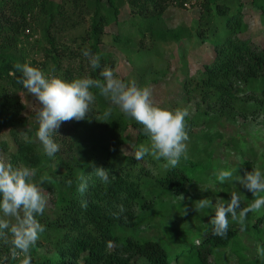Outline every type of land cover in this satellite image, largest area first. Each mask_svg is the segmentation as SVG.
I'll list each match as a JSON object with an SVG mask.
<instances>
[{"label":"trees","instance_id":"trees-1","mask_svg":"<svg viewBox=\"0 0 264 264\" xmlns=\"http://www.w3.org/2000/svg\"><path fill=\"white\" fill-rule=\"evenodd\" d=\"M186 1L197 4V23L189 28L165 27L162 16L166 9L171 5L182 7ZM244 1L0 0V132L7 128L15 138L17 127L25 122L20 96L24 88L18 82L21 73L14 68L17 63H28L46 70V74L55 68L56 74H62L66 80L85 75L102 79L101 69L93 72L82 51L87 48L99 54L101 68L105 64L115 68L112 54L102 50L105 36L110 35L111 46L136 66L140 74L137 82L144 86L145 76L152 74L159 62L161 43L182 41L197 48L205 43L211 47L209 59L200 62L193 74L187 67L185 48L179 51L178 68L183 77L180 107L193 103L195 113L186 118L187 159L182 156L175 168L164 169L165 161H157L150 155L140 161L135 159V150L140 144H149V137L142 125L110 105L98 89H92L96 94L92 112L84 120L63 122L57 130L60 151L52 158L55 171H50V161L36 143L30 138H16L11 162L14 166L37 168V179L47 177L45 183L51 194L43 215L37 217L45 231L31 249L32 264H135L134 255L145 261L139 260V264H210L209 256L229 246L238 264H264L261 257L245 258L235 229L229 227L227 235L219 237L213 235L210 223L215 203H228L231 189L241 193L244 187L235 177L251 171L258 158L264 161V152L259 154L252 147H240L239 139H226L219 130L206 131L202 137L194 131L202 124L212 127L223 115L233 120L261 117L264 123V44L241 37L248 27L243 15ZM249 3L264 23V0ZM126 5L130 16L121 20V10ZM114 24L117 31L109 32ZM30 29L38 33L33 40L25 33ZM148 38L150 43L146 42ZM31 52L39 54L42 60L31 58ZM254 100L256 106L250 109ZM110 106L112 116L107 122L101 121ZM6 145L0 137V148L6 150ZM220 148L236 151L241 163L229 187L213 183L207 186L213 205L196 213L192 205L200 195L187 200L191 181L209 179L216 183V174L221 169L232 168L223 164L219 153L216 155ZM96 167L109 171L110 183L97 177ZM81 176L83 181L79 179ZM68 180L72 181L71 186ZM81 183L87 184L83 192L79 190ZM181 194L186 196L185 201L173 208L166 202L165 197ZM85 201L87 207H82ZM250 203V196L245 201L241 199L243 207ZM171 208L185 218L200 217L201 237L196 232V238L192 236L188 228L173 231L167 226H155L154 236L137 231L142 224L153 222L152 213L161 210L168 213ZM251 214L255 218L250 224ZM204 218L208 221H203ZM262 222L264 207L248 213L245 227L264 241ZM10 239H0V257L9 253ZM7 264H19V259L9 258Z\"/></svg>","mask_w":264,"mask_h":264},{"label":"clouds","instance_id":"clouds-1","mask_svg":"<svg viewBox=\"0 0 264 264\" xmlns=\"http://www.w3.org/2000/svg\"><path fill=\"white\" fill-rule=\"evenodd\" d=\"M82 55L87 59L89 67L99 72L100 78L90 75L66 80L62 74H56L52 68L47 74L40 68L28 63L14 65L15 71L21 73L18 82L27 93L34 96L39 104L36 110L38 128L36 139L40 142L44 154L54 158L60 151L56 137L63 122L81 121L92 112L96 94L92 89H98L110 105L116 106L126 117H131L143 126L144 133L149 137V144H140L134 152L136 160H143L146 155L153 159L165 161L164 169L175 168L181 157L187 159L186 130L189 116L187 107L171 109L162 107L154 100L153 89L150 85L141 86L136 79L127 81L117 74V69L104 65L101 68V56L93 54L85 48ZM110 106L102 114L101 121L107 122L112 116ZM31 142V141H29ZM95 174L104 183H110L107 169L96 167ZM236 168L221 169L216 179L223 184L233 179ZM38 169L20 164L14 166L10 158L0 152V239L8 240L11 248L7 255L0 257V264H7L9 258L19 259V264H32L31 249L39 241L45 226L37 219L43 215L48 205V196L42 185L47 181L46 176L37 179ZM81 181L84 178H79ZM236 181L255 197L252 203L241 207V198L237 192L231 193L228 203L217 201L215 213L210 223L213 235L225 237L229 229V217L240 224L241 231L245 230L248 213L259 212L264 207V171L259 167L246 171L243 176L237 175ZM67 184L71 186L72 181ZM86 183L79 185L83 192ZM181 201L185 197L177 196ZM213 202L208 198L196 201V210L212 207ZM87 207V202H82ZM123 211V209H121ZM186 214V209H185ZM257 253L264 258V247L257 246ZM22 257V258H21Z\"/></svg>","mask_w":264,"mask_h":264},{"label":"rangeland","instance_id":"rangeland-1","mask_svg":"<svg viewBox=\"0 0 264 264\" xmlns=\"http://www.w3.org/2000/svg\"><path fill=\"white\" fill-rule=\"evenodd\" d=\"M245 8H244V21L247 23L248 27L245 33L241 34V37H250L256 43L264 44V23L260 18L259 13L254 11L250 6L249 0H245ZM130 16L129 6H123L120 14V19H126ZM199 16V8L197 4L190 3L188 6L184 5L182 7H177L175 5L169 6L163 14L164 26L167 28H175L179 26L184 27H193L198 20ZM81 30V29H80ZM109 32L115 33L117 31V26L114 24L108 30ZM79 32V30H77ZM26 34H30V40H33L37 37L38 33L32 31L30 29L25 31ZM106 42L102 45V50L105 54L111 53L112 57L115 59V69H117V74L126 81L129 79H137L140 77L139 71L136 66L129 63L123 53L117 50L115 47L111 46L109 40H111L110 35L105 36ZM147 43H150L151 40L148 38L146 40ZM22 45V44H21ZM161 56H158L159 62L155 65L154 71L152 74H147L145 76V80L147 81V85H150L153 89L154 100L159 103L162 107H168L171 109L180 107L183 105V95L181 93V79L180 77V69L178 66L180 65V56L179 51L182 48H185V59L187 62V67L191 74L194 73L195 69L199 66V63L209 59L211 55V47L209 44L201 46V48H197L194 46L188 45V43L182 41H170L166 44H160ZM201 49V50H200ZM31 58H34L36 61H41L42 57L35 53H29ZM41 65V63H39ZM47 72L46 70L44 71ZM151 77L155 78L156 81L150 79ZM20 96L23 103L22 115L25 118V122L22 123V126L17 127L16 138H25L33 141L40 148L41 152H43V148L40 142L36 139L35 132L38 128V124L36 122V110L39 108V104L34 96L27 93L26 89H23L20 92ZM252 105L250 109H254L256 106V100L250 102ZM189 109V116H192L195 113V105L193 103L185 106ZM227 115H223L219 118V120L211 127L207 125H199L197 128H194V131L197 135L202 137V133L206 131H217L219 130L226 139L229 137H235L239 139L240 147H252L253 149L261 152L259 154H263L264 152V123L263 119L260 117L258 119H243V117H237L227 119ZM0 137L3 141L7 143L6 150L0 148V152L5 153L9 158L11 153L16 148V138L10 134L9 129L4 128L0 132ZM229 154H228V153ZM219 153V154H218ZM219 155L220 159H222L223 164H228V166L232 168L238 167L241 163V158L237 155L236 151L233 153L230 149L220 148L219 151L216 152V155ZM228 154V155H226ZM260 156V155H259ZM48 158V157H47ZM264 158V155H263ZM50 161L49 169L50 171H55L56 164L54 160L48 158ZM259 167L262 171H264V161L261 158L255 161L254 167ZM253 169H251L252 171ZM250 172V171H249ZM244 175V173H243ZM231 180H226L223 184L216 181V183L212 182V180H207V182L201 181H191V185L189 187V196L187 200H191L193 197L199 196L198 200L208 198L207 194V186L211 183L218 185L219 187H229ZM48 183H44L42 187L45 189V192L48 196V204L50 203L51 194L49 189L47 188ZM234 192V189H231ZM240 198L243 201L246 200L248 196H250L251 202L255 199L251 192L247 191L245 188L239 193ZM264 195V194H261ZM184 196V195H183ZM167 199L166 202L170 206L182 202L177 196L176 197H165ZM186 199V196H185ZM185 199L183 201H185ZM192 205L193 209L196 213L199 210H196L195 204ZM244 203V202H243ZM242 205V204H241ZM243 207V206H241ZM169 210L168 213L161 211H157V214L152 213L153 222L151 224H142L137 231L139 232H147L154 236V232L156 231V227H169L171 230L176 231L181 228L191 229L190 233H193L198 237L202 235L200 231L202 230L201 218L200 217H189L185 218L183 215L179 214L175 210ZM201 213V209H200ZM254 214L250 215L249 222L254 223ZM203 221H208V218H204ZM205 223V222H204ZM229 227L233 228L238 233V239L240 244L244 247L243 254L245 258L248 260H254L260 258L257 253V246L260 245L264 247V241L260 238L254 237L251 233L249 227H245L244 231H241L238 226V222H234L229 217ZM260 228L264 233V222L261 223ZM197 235H196V233ZM201 237V236H200ZM168 249V247L166 246ZM135 261V264L141 263L139 260H143L138 255H134L132 260ZM144 261V260H143ZM145 262V261H144ZM210 264H238V258L234 254L231 246L226 247L225 249L217 252L216 254H212L209 256Z\"/></svg>","mask_w":264,"mask_h":264},{"label":"built area","instance_id":"built-area-1","mask_svg":"<svg viewBox=\"0 0 264 264\" xmlns=\"http://www.w3.org/2000/svg\"><path fill=\"white\" fill-rule=\"evenodd\" d=\"M190 3H192V2L186 1V2L184 3V5L188 6Z\"/></svg>","mask_w":264,"mask_h":264}]
</instances>
